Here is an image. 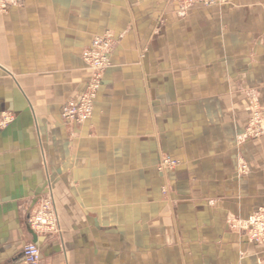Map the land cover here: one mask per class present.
<instances>
[{"label":"crops","instance_id":"obj_1","mask_svg":"<svg viewBox=\"0 0 264 264\" xmlns=\"http://www.w3.org/2000/svg\"><path fill=\"white\" fill-rule=\"evenodd\" d=\"M23 1L0 15V113L14 115L0 133V264L30 241L40 264H264L237 226L264 208V135L244 136L264 108V0ZM105 30L111 67L69 138L78 55ZM167 157L176 171L157 172ZM47 195L58 231L33 237L27 214Z\"/></svg>","mask_w":264,"mask_h":264},{"label":"built area","instance_id":"obj_2","mask_svg":"<svg viewBox=\"0 0 264 264\" xmlns=\"http://www.w3.org/2000/svg\"><path fill=\"white\" fill-rule=\"evenodd\" d=\"M187 4H199L206 7L222 6L229 0H185ZM6 6L0 3V11H5ZM89 46L81 51V59L89 67L95 70L91 74L89 83L84 90L65 102L61 107L60 119L62 124L72 125V134L77 130V124H83L92 115L94 100L101 88L103 72L109 68V58L112 52L111 41L105 37H94ZM1 131V129H0ZM264 134V108L255 105L251 109L250 117L246 127L245 137H262ZM176 160L164 158L162 168L168 169ZM264 208L258 209L247 220L239 222V229L245 231L247 239L256 244L264 245ZM26 223L31 232L36 236L52 235L58 231V217L54 201L47 195L39 198L27 214ZM41 251L35 241L27 242L21 250V258L15 264H40Z\"/></svg>","mask_w":264,"mask_h":264},{"label":"rangeland","instance_id":"obj_3","mask_svg":"<svg viewBox=\"0 0 264 264\" xmlns=\"http://www.w3.org/2000/svg\"><path fill=\"white\" fill-rule=\"evenodd\" d=\"M0 3H3L6 6L5 11H0V15H7V14L11 13L12 11H16V10H19V9L23 8V5H24V1L23 0H0ZM191 5H193V4H191ZM195 5H197L200 8H203V9L204 8H212V6L206 7V6H201L199 4H195ZM96 36L101 37V38L102 37H105V38L109 39L111 41V44H112V46H111L112 47V50H113V48L118 43L117 42V39L113 35V32H111L109 30H105L103 32H97V33H93L92 34V38H94ZM91 42L92 41H90V43ZM89 45H87V46H89ZM87 46H85V47H87ZM82 50H83V48L80 50V54H81V51ZM77 52H78V50H77ZM80 54L78 56H80ZM80 58H81V56H80ZM81 61H82V59H81ZM83 64H84L83 69L87 73V81L85 83V86H86L87 83H89V81H90L92 72H94V71H97L98 72V71H100V69H97V70L93 69L92 70V68L89 67V65H86L84 62H83ZM109 65H110L109 66V68H110L111 67L110 58H109ZM104 73H105V71L103 72V75H104ZM102 78H103V76H102ZM101 86H102V84H101ZM13 119H14V115L10 111L0 113V129H1L0 133L8 127V125L13 121ZM60 122H61V119H60ZM84 123L85 122H83V124H77V129H80L84 125ZM247 124H248V122H247ZM62 125L66 129V132H68V137L69 138H73V136H72L73 134L71 135V133H72V125H70V124H62ZM246 127H247V125H246ZM251 137L254 138L255 136L254 135H251ZM173 163H174L173 166L169 167L168 169H165L166 172H174V171H176V168H177V166L179 164L176 163L175 161H173ZM161 164L162 163L159 160V162L156 165V171L159 172V173H162V166H161ZM159 190H160V193L162 194V196L157 201H159V202H165V201H167L166 198H165L166 193H167V188L165 186H163V185H160ZM163 196H164V198H163ZM237 226L240 227L239 223L237 224ZM241 232L243 233V235H245V231L244 230L243 231L241 230Z\"/></svg>","mask_w":264,"mask_h":264},{"label":"bare ground","instance_id":"obj_4","mask_svg":"<svg viewBox=\"0 0 264 264\" xmlns=\"http://www.w3.org/2000/svg\"><path fill=\"white\" fill-rule=\"evenodd\" d=\"M90 118H91V117H90ZM90 118H89V119H90ZM89 119H88V120H89ZM167 158H168V157H167ZM163 159H164V158H163ZM163 159L160 160L161 163L163 162ZM165 159H166V158H165ZM169 159H170V158H169ZM170 160H171V159H170ZM164 171H165L164 168H162V172H164ZM247 219H248V218H247ZM247 219H245V220H247ZM243 220H244V219H243ZM246 238H247V237H246ZM247 240H248V239H247ZM248 241H249V240H248Z\"/></svg>","mask_w":264,"mask_h":264},{"label":"water","instance_id":"obj_5","mask_svg":"<svg viewBox=\"0 0 264 264\" xmlns=\"http://www.w3.org/2000/svg\"><path fill=\"white\" fill-rule=\"evenodd\" d=\"M33 237H36L33 233H32Z\"/></svg>","mask_w":264,"mask_h":264}]
</instances>
